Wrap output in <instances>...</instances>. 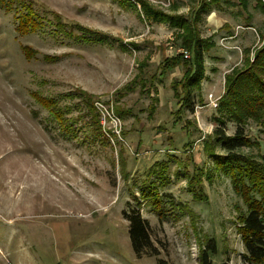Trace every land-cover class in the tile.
<instances>
[{"label": "rangeland", "instance_id": "374dc122", "mask_svg": "<svg viewBox=\"0 0 264 264\" xmlns=\"http://www.w3.org/2000/svg\"><path fill=\"white\" fill-rule=\"evenodd\" d=\"M19 1L32 4L38 31L21 34L22 12L15 11L21 9ZM146 1L189 19L200 2ZM55 14L108 40L65 38L55 31ZM196 27L215 45L204 53L193 112L184 109L177 118L181 102L170 84L184 69L160 74V66L186 49L167 23L142 18L137 0H0V264H157V259L203 264V250L207 264H250L242 257L238 231V215L246 206L229 177L214 170L204 146L218 126V107L211 100L218 103L223 95L225 74L243 66L246 57L252 60L263 43L264 9L256 0H221L201 12ZM21 45L35 50L32 58H25ZM47 55L57 58L46 61ZM79 89L92 94L103 134L92 131L87 115L74 123V136L62 135L33 96ZM97 100L112 104L121 121L119 136L112 133L110 119L101 123ZM63 104L76 108L67 116L86 114L85 106L76 107L79 97ZM235 127L227 120L226 134ZM244 133L255 144L237 152L264 154V127L250 120ZM215 150L221 152L219 146ZM170 154L187 171L170 161L164 180L150 177L162 197L164 214L158 215L139 185ZM195 168L210 172V178L202 177L207 201L193 199L189 191L188 175ZM137 208L149 223L157 256L137 258L131 249L122 211Z\"/></svg>", "mask_w": 264, "mask_h": 264}, {"label": "trees", "instance_id": "16d2710c", "mask_svg": "<svg viewBox=\"0 0 264 264\" xmlns=\"http://www.w3.org/2000/svg\"><path fill=\"white\" fill-rule=\"evenodd\" d=\"M220 1L200 0L194 18L189 19L182 14L163 12L146 0H137L140 4L142 18L148 21L167 23L174 29V38L180 41L181 47L190 52L189 59H185L182 54H177L164 58L160 66V74L172 71L177 66H182L184 69L182 77L173 80L170 84L174 97L181 102L180 107L176 110L177 118L184 109L193 112L192 94L195 90L200 91V84L204 77V53L215 45L211 38L200 37L196 24L201 12L208 9L213 3L219 5ZM256 1L264 9V0ZM4 3L7 8H10L11 2L5 1ZM128 3L136 7L135 3L131 1ZM20 6L21 9H15V11L22 12L23 20L19 26L21 34L38 31L41 28L40 24L37 25L31 18L32 4L20 2ZM55 16V20L53 19L55 31L60 32L61 36L65 38L85 43H106L108 40L107 36L100 32L77 23L63 22L57 14ZM74 29L79 30L80 33ZM21 49L25 58L33 57L35 50L32 47L21 45ZM56 58L57 56L51 55L44 57L46 61ZM143 66L144 64H140L141 68ZM125 89L131 90L132 87L126 86ZM33 96L48 111L51 119L58 124L62 135L74 136V123L78 118L83 120L87 115H90L89 120L93 123L92 131L96 134H103L98 114L92 105V94L79 89V91L57 96H41L34 92ZM75 97L80 98V104L76 107L85 106L86 114L67 116L76 108L73 105H62V103L66 99ZM154 100L156 101V98ZM217 107L219 116L215 118V121L218 126L210 134L211 139L205 142L204 150L212 160L214 170L229 177L233 190L246 206L245 210H241L238 215V231L244 248L243 259L250 264H264V154L255 156L237 152L242 147H250L255 144L244 133V127L250 120L264 127V40L262 45L254 50L252 60L246 57L243 66H234L230 72L225 74L224 93L219 98ZM227 120L236 124L232 135L225 132ZM215 146H219L221 152H216ZM170 161H177L176 163L182 164L184 171H187V166L177 156L170 154L168 160L155 163L150 168L147 178L142 180L140 185L136 180L133 182L134 185L140 186L142 196L152 202L158 215L164 214L162 197L157 190L156 183L151 181L150 177L154 176L156 179L164 180ZM203 176L211 177L210 172H204L202 168H195V172L188 175V187L193 199L207 201V196L203 191ZM134 199H136L135 196ZM122 216L128 221L127 232L134 255L137 258L143 255L157 256L159 253L151 239L149 223L141 216L140 209L123 210ZM207 255L208 252L203 250L201 253L203 264H207ZM157 264H164V261L157 259Z\"/></svg>", "mask_w": 264, "mask_h": 264}, {"label": "built area", "instance_id": "2783aa9c", "mask_svg": "<svg viewBox=\"0 0 264 264\" xmlns=\"http://www.w3.org/2000/svg\"><path fill=\"white\" fill-rule=\"evenodd\" d=\"M180 53L182 54V56L184 58H189L190 54L188 51L186 50H183L181 49ZM211 102L213 103V106L214 107H217L218 103H217V99L214 98L211 100ZM103 100H100V101H96L95 102V106H96V109H98V111L100 112V114H102V118H101V123H105V121L107 119H110L113 123V128H112V133L116 136H119L120 134V126H121V121L120 119L114 115V113L112 112V104L111 103H107ZM106 134L108 135V131L105 130ZM109 136V135H108Z\"/></svg>", "mask_w": 264, "mask_h": 264}]
</instances>
